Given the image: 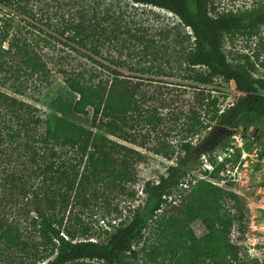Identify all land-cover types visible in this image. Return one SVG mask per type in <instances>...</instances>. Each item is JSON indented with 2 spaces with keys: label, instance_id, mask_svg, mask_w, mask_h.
I'll list each match as a JSON object with an SVG mask.
<instances>
[{
  "label": "rangeland",
  "instance_id": "374dc122",
  "mask_svg": "<svg viewBox=\"0 0 264 264\" xmlns=\"http://www.w3.org/2000/svg\"><path fill=\"white\" fill-rule=\"evenodd\" d=\"M264 0H213L216 11H241ZM99 16L106 33L88 40L86 47L60 34L67 22L82 16ZM119 16L118 20L103 21L102 16ZM101 17V18H100ZM102 19V20H101ZM121 29L118 38L107 39V33ZM0 264H43L56 257L58 241L47 232L44 219L49 220L61 233L74 241L94 240L104 242L111 225L127 223L132 210L145 204L144 185L150 180L158 182L167 175V169L176 165L184 156L183 142L191 146L203 143L217 123L207 111L201 110L203 127L193 134L183 129L187 122L194 96V86H205L195 79L196 73L205 68L189 66L187 57L194 46L190 28L166 9L134 3L131 0H16L14 4H0ZM264 26L258 33L237 32L226 37L224 49L229 60L243 63L249 56L257 64L255 75L264 78ZM24 46L32 56L45 63V71H33L24 63L25 54L11 43ZM98 45L100 55L92 52ZM91 53L96 61L81 52ZM130 77L132 83H141V92L154 98L147 99L145 108L158 106L165 119L155 128L140 117L129 114L127 126L119 135H108L118 143L145 154L144 160L129 158L131 179L117 180L108 175L96 180L91 176L87 157L77 148L62 145L46 136L48 118L53 111L48 102L62 89L71 97L72 104L78 93L65 84L67 70L85 72V79L95 85L104 84L115 77L112 68ZM144 77V78H142ZM212 93L219 96V107L224 110L241 94L234 81L216 78ZM222 90V92L215 91ZM264 94V90L261 91ZM166 105V106H165ZM92 112V108L90 109ZM180 114L175 122L173 116ZM69 118L90 126V115L68 111ZM263 135L255 140L235 127L226 138L231 146L224 149L215 144L205 149L197 160L191 162L182 189L190 191L191 184L206 179L229 192L239 195L244 204L240 220L238 204L225 197L223 211L236 215L231 228V241L240 246L238 259L247 264H264V121H255ZM95 130V129H94ZM235 135V136H234ZM163 145L167 157L153 151ZM232 156L212 177L216 156L228 153ZM116 155H119L118 153ZM239 155V160H233ZM121 158V157H120ZM228 158V157H227ZM226 158H224L225 160ZM210 163V164H209ZM120 167V165H118ZM73 181L68 188L67 181ZM161 213L172 212L180 203L178 193L172 194ZM197 236L203 234L200 222L193 224ZM1 233H4L2 237ZM15 238L12 243L8 236ZM154 224L134 243L137 258H128L130 264H174L151 252L158 245ZM85 264H104L100 260H81ZM234 259L228 264H237ZM69 264H74L73 262Z\"/></svg>",
  "mask_w": 264,
  "mask_h": 264
},
{
  "label": "trees",
  "instance_id": "16d2710c",
  "mask_svg": "<svg viewBox=\"0 0 264 264\" xmlns=\"http://www.w3.org/2000/svg\"><path fill=\"white\" fill-rule=\"evenodd\" d=\"M134 3L152 5L166 9L176 15L181 23L191 29L194 37V46L187 61L189 66H201L205 72L196 73L195 79L203 85H212L216 78L225 81H234L237 90L241 93L234 102L224 110L219 107V96L212 93L213 89L205 86H194L192 105L187 115V122L183 129L187 134H193L204 125L201 119V110L207 111L211 120L217 125L230 128L240 127L242 124H251L255 121H264V78L255 75L257 64L249 56L243 63L229 60L224 49L225 39L228 35L237 32L256 34L264 26V1L241 11H216L213 0H131ZM16 0H0V4H14ZM91 18L82 16L74 22H67L60 30V34L73 31V35H66L71 41L86 47L88 40L98 38L106 33V28L101 24L98 14L94 11ZM102 16L103 21L118 20L119 16ZM101 18V17H100ZM102 20V19H101ZM115 28V27H114ZM122 30L115 28L105 38H118ZM5 40V37L0 41ZM264 45V41H260ZM1 45V43H0ZM16 47L25 54L24 63L32 70L45 71L46 65L32 56L29 51L19 43H11L10 48ZM87 57L96 61V58L81 50ZM92 52L100 55L98 45H92ZM100 64L111 69V65L100 61ZM83 69L65 71L64 81L66 86L76 93L78 98L72 104L71 97L62 89L56 90L55 97L48 102L53 111L48 118L49 127L46 136L62 143V145L77 148L86 156V164L91 167V176L96 180L109 174H114L118 180L131 179L129 171V158L144 160L145 154L127 145L111 140L108 135H121L127 126L129 114L138 115L147 124L154 128L163 123L165 117L158 111V106L145 108L147 99L154 98L146 95L141 90V82L132 83L130 77L112 68L115 77L106 81V85L90 83L85 79ZM144 78V77H142ZM222 92V90H216ZM166 106V105H165ZM83 115H90L91 124L86 126L69 118L68 111ZM92 108V112L90 109ZM180 114L175 113L173 119L179 120ZM95 129V130H94ZM224 149L231 145L224 141L220 143ZM181 149L185 156L176 164L167 169V175L160 176L158 182L146 181L144 192L145 204L132 210L131 218L127 223L111 225L108 237L104 242L94 240L74 241L63 235L49 220L44 219L47 232L58 241V252L54 259L43 264H85L81 260H100L104 264H130L128 258H137L138 252L134 243L141 239L144 233L154 224L158 234V245H153L151 252L162 256L174 264H228L231 260H238L237 264H247L238 259L240 246L231 241L230 232L236 215L223 211L222 200L228 197L238 204L239 219H243L244 204L238 194L229 192L219 185L206 179H199L191 184L189 190L182 189L184 178L188 174L191 162L206 150L199 146H191L183 142ZM153 151L170 156L169 150L158 145ZM119 155H116V154ZM121 157V158H120ZM223 162L214 163L212 171H205L212 177H218L219 172L225 167ZM237 162L239 155H234ZM120 165V167L118 166ZM73 181L68 180L66 185L72 188ZM178 193L180 203L173 206L172 212H160L172 194ZM200 222L204 228L203 234L197 236L193 224ZM2 228V224L0 225ZM2 237L4 233H1ZM12 243L13 235L8 236ZM1 255V253H0Z\"/></svg>",
  "mask_w": 264,
  "mask_h": 264
},
{
  "label": "flooded vegetation",
  "instance_id": "af4514ba",
  "mask_svg": "<svg viewBox=\"0 0 264 264\" xmlns=\"http://www.w3.org/2000/svg\"><path fill=\"white\" fill-rule=\"evenodd\" d=\"M244 125L243 129H240V131L244 134H247L248 136L252 137L253 140L256 138H259L263 135V131L258 127V123L253 122L251 124H242ZM236 131L237 129L234 128ZM233 131V132H234ZM233 132H227L225 133L221 129V125H216L214 128L211 129L208 137L204 139L203 143H201L199 148L201 150H205L207 148L213 147L215 144H220L226 140L227 137H229ZM235 136V135H234Z\"/></svg>",
  "mask_w": 264,
  "mask_h": 264
},
{
  "label": "built area",
  "instance_id": "2783aa9c",
  "mask_svg": "<svg viewBox=\"0 0 264 264\" xmlns=\"http://www.w3.org/2000/svg\"><path fill=\"white\" fill-rule=\"evenodd\" d=\"M232 152H233V149H229V152L228 153H219L217 156H216V159L219 161V162H223L224 161V158H230L232 156ZM210 164V163H209ZM211 166V170H212V165Z\"/></svg>",
  "mask_w": 264,
  "mask_h": 264
},
{
  "label": "water",
  "instance_id": "95a60500",
  "mask_svg": "<svg viewBox=\"0 0 264 264\" xmlns=\"http://www.w3.org/2000/svg\"><path fill=\"white\" fill-rule=\"evenodd\" d=\"M243 127H244V125H241L240 126V129H243ZM221 129L225 132V133H227V132H233L235 129L234 128H230V127H228V126H221Z\"/></svg>",
  "mask_w": 264,
  "mask_h": 264
}]
</instances>
